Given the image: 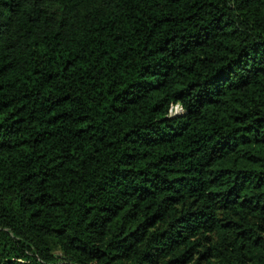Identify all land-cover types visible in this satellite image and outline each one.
I'll return each mask as SVG.
<instances>
[{
  "label": "trees",
  "instance_id": "trees-1",
  "mask_svg": "<svg viewBox=\"0 0 264 264\" xmlns=\"http://www.w3.org/2000/svg\"><path fill=\"white\" fill-rule=\"evenodd\" d=\"M0 264H264V0H0Z\"/></svg>",
  "mask_w": 264,
  "mask_h": 264
},
{
  "label": "built area",
  "instance_id": "built-area-1",
  "mask_svg": "<svg viewBox=\"0 0 264 264\" xmlns=\"http://www.w3.org/2000/svg\"><path fill=\"white\" fill-rule=\"evenodd\" d=\"M179 110V108L178 107H175V112H177Z\"/></svg>",
  "mask_w": 264,
  "mask_h": 264
},
{
  "label": "rangeland",
  "instance_id": "rangeland-1",
  "mask_svg": "<svg viewBox=\"0 0 264 264\" xmlns=\"http://www.w3.org/2000/svg\"><path fill=\"white\" fill-rule=\"evenodd\" d=\"M178 111H179V110H178ZM178 111H177V112H178ZM173 113H176V112H175V109H174V112H173Z\"/></svg>",
  "mask_w": 264,
  "mask_h": 264
}]
</instances>
